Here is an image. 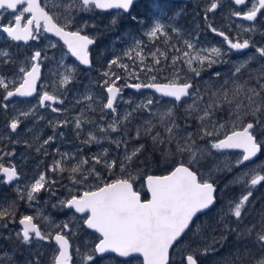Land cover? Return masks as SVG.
I'll list each match as a JSON object with an SVG mask.
<instances>
[{"label": "snow or ice", "instance_id": "snow-or-ice-1", "mask_svg": "<svg viewBox=\"0 0 264 264\" xmlns=\"http://www.w3.org/2000/svg\"><path fill=\"white\" fill-rule=\"evenodd\" d=\"M136 0H55L51 5L47 3L42 6L41 0H0V32L5 33L12 41L39 40L42 33H52L59 37L66 45L68 52L75 57L80 64L91 67L89 58V45L95 43V38H90L87 34H82L84 29L89 26L88 21L78 22L76 15L80 12H94L95 10H121L119 14H125L130 17L131 22L142 24L139 16L132 14V9ZM236 6H244L246 10L232 8L230 15L240 17L245 21L253 22L250 27L240 26L243 32H255L257 28L255 22L258 14L264 16V0H231ZM249 3L251 6L249 7ZM157 9L162 6L157 4ZM220 7V0H211L206 9L204 19H208V13L215 12ZM48 9V10H46ZM10 10V11H9ZM7 13V16L4 15ZM75 13V14H74ZM63 20V23L60 21ZM113 26L118 24V20L113 18ZM75 26V30H72ZM95 27V25H92ZM164 25L156 19L153 26L144 33L149 41L155 42L158 34L167 36L164 32ZM208 29L216 35L223 38L228 45V52L221 47H211L197 49L191 41H185L186 48L191 51H184L182 57H173L172 62L167 67L172 69L171 79L164 77L167 81L160 83L157 81V75L148 76V82L140 81L141 73H158L165 71V67H155L161 65V60L156 52H151L152 65L146 63L147 57L143 55V41L133 36L132 45L125 51L124 55L130 60L138 59L136 63L129 65L122 62L121 57L112 59L108 63V70L102 75L106 78L101 86L107 93L104 109L113 113L111 122L107 128L100 127V131L105 133V139H109L117 148L124 147L122 157H109V150L103 149L99 154L92 156L94 162L87 170L83 165L88 164L87 159H80L70 167L64 166L62 160H56L53 163L51 171L69 172L68 179L74 185H85L90 177L99 183L87 185L86 189L78 194L71 195L66 200L59 201L62 208L74 209L75 213L83 214V226L99 233L97 242L90 252H85L82 260L84 264H98L99 260L106 258V254L115 253L119 257L135 258L142 257V264H170V250L181 244L183 238L193 227L196 233L202 232V226L195 224L197 214H203L205 210L210 209L216 203L217 187L212 178V172L232 171L233 165L226 163L224 168L216 166L208 172V178L200 172L199 165L201 160L211 155V149L222 151L225 149H239L241 155L236 159L235 166L244 165L245 162L254 161L259 154L264 153V45L257 46L250 39H231L225 32L207 25ZM173 31H177L173 29ZM264 36V32L260 33ZM131 35V33H129ZM239 35V34H238ZM167 42V41H165ZM49 47L55 48V43H50ZM254 48L255 53L248 56L245 60L233 65L230 75L215 71L212 76L218 80L223 76V82L215 90H211L208 101L205 96L210 89L201 90L198 84L193 83L195 77H200L202 72L207 71L217 64H227L230 61L222 59L230 51L242 52L243 50ZM177 51H180L177 49ZM135 52V57L132 53ZM258 54V55H257ZM167 59L166 54L160 53ZM0 56L8 57L7 51L0 50ZM42 52L35 51L31 57L30 68L21 66L19 73L22 78L18 86L15 81H8L6 77L0 74V89L4 91L3 101H9L12 97H31L37 91V81L41 75ZM45 59L47 56L44 57ZM183 59L189 72L194 76L181 77V68L177 67V61ZM196 62L198 67L193 66ZM257 62L259 66L255 69L250 65ZM7 62V61H5ZM113 66L122 69L125 76L114 72ZM74 68L65 66V74L59 80V87H66L73 80ZM247 73V79L239 80L242 73ZM125 80L123 85L118 86V81ZM135 79L140 82L128 83V80ZM255 83H250V81ZM207 83V82H206ZM231 83L232 87L227 85ZM55 88L56 85H53ZM123 88H132L137 91L141 89H154L160 97L167 98L163 102L161 99L146 98L145 101L135 103L132 100L124 101L131 105V110H125L117 118L118 100L122 99ZM84 99L91 101V95H85ZM189 101H191L189 103ZM46 102L63 103L58 95L50 94L44 91L39 96V106L45 107ZM80 103V101H77ZM228 106V121L220 123L213 117L217 111ZM7 108L8 105H0ZM88 108L95 111L92 105ZM153 108L155 109L153 111ZM148 112L143 122L136 125V135L134 139L139 140L143 137H149L152 141L153 152H159L165 163L171 161L172 167L166 175H147L146 184L151 198L142 200L138 191L134 190L135 181L139 178V172L136 171L139 154L145 150L144 144L133 145L129 149V141L123 137L112 140L108 132L121 131V125L126 122L131 123L135 113ZM183 112L185 124L182 127L179 120V111ZM53 112L60 109L53 107ZM22 116H29L30 112H21ZM250 117V119H249ZM103 119V117H101ZM195 119L197 124L196 132L189 131L191 124L189 121ZM67 124V121L63 122ZM82 123H94V121H81L77 118L75 127L80 129ZM20 124L18 118H14L9 127L15 132ZM230 125V127H229ZM158 128H163L166 135H162ZM221 131L225 134L220 137ZM124 135H127L128 129L124 127ZM63 135V133H61ZM207 139L209 147H201L199 141ZM53 140L50 136L43 141V144H49ZM92 142L99 143L100 140L91 132L88 133V139L83 141L85 144ZM161 145H164L162 148ZM40 149L38 148L37 151ZM57 152L59 150L57 149ZM12 155V153H8ZM63 159H68L69 154H62ZM95 165H102L111 175L119 167L121 175L111 181H106L100 171H97ZM264 161L255 164L254 168L245 171L242 176H237L229 184H239L244 182L243 177H250L247 180L248 189L238 201L230 202L229 214L234 216L237 221L242 222L245 214L246 205L253 195L252 189L264 183ZM0 174L3 179L0 183L5 185L19 179V174L15 165L7 167L3 164V157H0ZM56 181L49 180L44 173H41L34 183L27 186L26 199L29 203L36 199V195L42 190H51L50 186ZM228 185H226L227 187ZM73 191V189H69ZM20 199L25 195L17 188ZM55 195V192L52 193ZM56 207V205H53ZM11 209V211H10ZM15 202H11L8 207L0 206V227L7 228L8 219L14 222ZM35 219H40L36 217ZM51 228L59 231H42L41 227L34 223L32 215H23L19 218V225L22 226L19 232H16L17 239L24 245L32 244L33 240L55 242L58 246L54 251L51 264H72L73 256L70 253L71 243L69 236L76 233L70 227V222L63 224H52L48 217H43ZM259 226V228H258ZM224 228L229 233H236L238 239L252 238L253 243L259 249L258 258H253L251 249L245 246L242 255H236L232 264H245L246 260L252 259L253 264H264V214L256 223L246 225L243 231L237 228H231L225 224ZM227 240V235H222L220 241ZM220 241L215 237L212 243L199 250V252H189L182 258L181 264H198L197 255H206L209 252L217 251L214 247ZM80 249L77 247L76 252ZM5 256L7 254L5 253ZM4 257H0V261ZM9 259H11L9 257ZM28 264H32L31 261ZM39 264V261H36Z\"/></svg>", "mask_w": 264, "mask_h": 264}, {"label": "flooded vegetation", "instance_id": "flooded-vegetation-1", "mask_svg": "<svg viewBox=\"0 0 264 264\" xmlns=\"http://www.w3.org/2000/svg\"><path fill=\"white\" fill-rule=\"evenodd\" d=\"M208 1L211 2V0ZM53 2H55V0H41L42 6H44L45 3L51 5ZM157 4L161 5L162 7L160 9H157ZM173 4L175 5V8L173 7ZM205 6L206 0H136V3L132 9V14L139 16L143 21L142 24L132 23L130 17L125 14H119L121 10L116 9H97L94 12H80L78 14L74 13L78 22L88 21L89 26L84 29V32L82 34H87L90 36V38H95V43L93 45H89L91 67L88 68L80 64V62L75 57H72L68 52L66 45L63 44V41L52 33H42L39 40H29L25 42L12 41L7 37L5 33L0 32V50L7 51L9 53L8 57L0 56V74L4 75L8 81H15V85H12V87L18 86L22 78L23 74L19 73V68L21 66L30 68L31 63H33V61H31V57L34 52H42V57L39 61V63L41 64V75L37 83L36 95L33 98H14L9 101L12 102L16 100H24L38 102L39 96L44 91H48L50 94L55 93L58 95L59 99L63 100V103L47 102L45 107H40L42 111H52L53 107L60 109V111H52L58 117V120H55L56 124L53 125V123L48 118L44 117L42 121H40V129L38 128L37 131L24 132L26 123L28 122V118H22V120H20L18 129L15 132H12L9 125L15 117L13 116L10 108L5 109L8 113V121L7 124L3 127L5 130L0 131V138L4 140V144L6 145V147H0V157H3V164L5 167L9 165L16 166V170L19 174V179L7 185L0 183V193L3 192L2 190L5 191V200L11 199L16 202L14 222L11 219H8V227H0V257H4L3 260L0 261V264H10L12 262V260L9 259L8 255L5 256V253L15 254L16 259H23L25 257H28V248L35 247L38 254L39 248L43 249L46 245H49L53 249L51 252L52 257L54 251L58 247L55 245L54 241L47 242L37 240H33L32 244L30 245H24L16 237V232H19L22 228L18 223L19 218L23 215H28L29 208L25 191V188L27 186L23 168L24 163L23 159H20L21 155H25L27 150L29 149L35 150L37 154L38 152H47L46 154H43L38 161L42 162L40 164V169H43L44 174L49 180L56 181V183L50 186L51 190H42L40 193L35 194L36 199L32 202L41 204V207L44 209L43 212L51 215L54 218L57 215L58 211H61V209H59V201L66 200L70 198L71 195H75L80 192H67V189L82 187L81 185H74L71 183V181L68 179L69 172L66 171L64 173H60L51 171L54 161L62 160L64 166L70 167L78 160L84 158L89 161L88 164L83 165V168L87 170L94 163L91 159L92 156L101 153L103 149H108L109 151L111 150L112 153L115 151L118 153L123 152V145H121L120 148H117L116 145L111 143L109 139H105V133L100 131L101 126L107 128V125L109 123V121H107L108 114L114 115L113 113H111V111L103 108V104L106 103L107 93L101 86V79L103 77L102 73L108 70L109 61L117 57H121L123 63L129 65L136 63L138 66H140L138 63V59L130 60L127 56L124 55L125 51L133 43V36L143 41V55L147 57V64L152 65L153 61L150 53L156 52V50L159 49L160 51L156 54L157 57L161 60V65H155V67H165V71L163 72L147 74L141 73L140 81L143 82H148V76L153 74L157 75V81L160 83L167 82L164 77H168L169 79H171L172 69L167 66L171 64L172 58L182 57L184 51H191L186 48L185 41H191L198 48V40H194V38L190 39L187 35H185L187 32L185 28H179L180 30L173 31L174 26H177V24L179 27H185L184 23L179 19V17H182L186 14H188V16H191L192 24L197 25V29L201 32V35H203L202 39H208L209 37L212 39L211 46L213 47H221L222 49H224V51H229L228 45L223 41V38L211 32L208 27L204 25V23L206 22H208V24H212V26L217 28L218 30L225 32L231 39L235 40L239 38L241 41L243 39H250L257 46L264 45V36L260 34L261 32H264V16L258 14V19L255 22L257 31L246 33L242 31L240 26L242 25L243 27H250L253 22L245 21L240 17L230 15V10L232 8L246 10L244 6L233 5L231 3V0H220V7H218L215 12L208 13L207 20L204 19ZM248 6L250 7L251 4L249 3ZM186 10L189 11L187 12ZM4 15L7 16V13H4ZM113 18H116L118 20V24L116 26H113L111 23ZM156 19H159L160 23L165 26L164 32L167 33V36L158 34V38L153 43L149 41L148 37L145 36L144 33L153 26ZM197 21L200 22L196 23ZM60 22L63 23V20H61ZM92 25H95V27H92ZM72 30H75V26H73ZM173 32L179 34L175 37V41L173 40ZM206 32L207 35L205 36L204 33ZM129 33H131V35H129ZM50 43H55L56 47H49ZM177 49H179L180 51H177ZM160 53L166 54L167 59H165L164 56H161ZM254 53V48L246 49L242 52H236L235 50H232L227 56L222 57V59L230 61L229 63L214 65L207 71L202 72L200 77H195L193 79V83L198 84L201 89L209 88L210 90H212V88L214 89L218 87L220 83H222L224 77L222 76L219 80L213 77L215 79V82H208L206 84H204V77L210 78V74L215 71H220L222 74L230 75L231 71L233 70L234 64H238ZM45 56H47L46 59L44 58ZM132 56L135 57V52L132 53ZM193 63L195 64L194 67H198L195 61ZM65 66L75 69L73 73V80L66 87H59V80L62 78V75L65 74ZM258 66L259 64L255 61L250 65V67L253 69L257 68ZM177 67L182 69V71L180 72L181 77L194 76V74L189 72L188 69H185L183 59L177 61ZM184 69L187 71L186 74H181ZM112 70L122 77L125 76V72L116 66H113ZM244 79H247L246 72L242 73L239 77L240 81H243ZM140 81L132 79L128 80L127 82L136 83ZM125 82L126 81L123 79L118 81V86L123 85ZM250 83L254 84L255 81H250ZM53 85H56V87L54 88ZM227 87L231 88V83L227 85ZM130 92H134L135 94L140 95L151 93L155 98L158 97L161 99H167L160 97V95H157L156 92L151 89H141L136 92L132 88H123L122 96L124 94H130ZM96 93H98L99 96L96 95ZM85 95H91L93 99L91 101L86 100L84 99ZM77 101H80V103H77ZM89 104L92 105V108H94L95 111H92L88 108ZM80 109H82L83 112H81ZM227 110L228 107L226 108V110H224V113ZM181 111L179 112V114H182ZM95 114H97L96 118H98L100 121V126L97 124V126L93 128V123H82V127L80 129H77L75 127L77 118H79L81 121H93V115ZM101 117H103V119H101ZM213 119L218 120L217 112L215 113ZM64 121H67L68 123L64 124ZM136 121H138V119L135 120L134 125H132L131 123L121 125L120 127L122 130L119 132H113L109 135V132H111L109 131L108 135L112 140H115L118 137H123L124 139H127L129 141V144L139 145L142 143L146 147L148 144L152 143L149 137L142 136V138L139 140L134 139L136 135ZM226 121H228L227 118H225L224 122ZM141 123L142 122L140 121V124ZM197 124L198 122H196L191 127L192 132H196ZM49 125H52V127L50 128ZM124 127H127L128 129L127 138L125 137L124 132H122ZM45 129L51 131L50 135L53 137V140L50 141L49 144H43V141L47 138H44L42 136L48 133L44 131ZM89 132L95 135L100 140V142H92L90 144L83 143V141L88 139ZM61 133H63V135H61ZM38 148L40 149L39 151H37ZM57 149L59 150V152H57ZM8 153H12V155H8ZM64 153L69 154L68 159H63L62 154ZM142 153L139 154L138 162L141 158ZM260 155L261 154H259V156ZM95 167L97 171L100 169L102 170L101 173L105 177L106 181H111L109 178L114 177V174L109 175L106 170H103L104 168L102 165H95ZM136 171L139 172L138 166L136 168ZM169 171L170 169L165 173H153V171H150L147 175H165L168 174ZM120 175L121 173L119 170L115 177H118ZM147 175H139V178L135 181L134 184V189L141 194L142 200L148 199V193L146 191ZM0 179H3L2 174H0ZM97 183L99 182L90 177L86 184L83 186L87 187V185L89 184L95 185ZM139 183H142L144 185V191L137 189L136 186ZM18 186L21 190V193L25 195L24 199H20L19 194L17 193ZM53 192H55V195L52 194ZM1 201L2 199L0 197V202ZM9 204L10 203L8 202V205ZM53 205H56V207H53ZM248 205L249 204H247V206ZM64 210H66L64 213H67V211L74 213L73 210L63 208V211ZM262 211V214H264V207L262 208ZM231 216L232 215L230 214L229 218ZM260 218L261 217H257L256 222L259 221ZM35 220L36 219H34V222H36L41 227L42 231H49V229L45 228L43 223ZM246 225L247 222L245 223V226ZM250 225L251 224H249V226ZM221 230L222 229H220L217 233V238L221 234ZM51 231L55 233V231H59V229L54 228ZM74 232L76 233L74 236H69L71 243V255L73 256L72 264H75L73 252L76 251V248L81 244V236L83 238V242L87 244V246L91 245L92 248L94 247L95 242H97V238L99 236L98 233L90 230ZM77 232H83V234L80 236ZM189 232L183 238L182 243L177 245L170 251V264H176L178 262L176 258L178 254V248L182 247L185 241L188 242V236L190 235ZM109 256L119 262H124L130 259H137L139 260V264H142V258L139 256L135 258L121 259L115 254L106 255V257ZM39 257L40 255H37L38 259ZM197 259L198 264H202L203 261L200 260L198 256ZM35 261L36 259L33 256L32 262ZM218 261H220V259H218Z\"/></svg>", "mask_w": 264, "mask_h": 264}, {"label": "rangeland", "instance_id": "rangeland-1", "mask_svg": "<svg viewBox=\"0 0 264 264\" xmlns=\"http://www.w3.org/2000/svg\"><path fill=\"white\" fill-rule=\"evenodd\" d=\"M210 2L208 0H206V6L204 8V11L206 12L207 7L209 6ZM200 21H197L196 23H198ZM212 22V21H211ZM205 26L208 25V22L204 23ZM204 35H207V32L204 33ZM203 35H200L196 38H194V40H198V48L197 49H203V48H211L213 46H211V42L212 39L209 37L208 39H202ZM195 64L193 63V66ZM106 79L104 76L102 77V82L103 80ZM203 82V81H202ZM206 82H215V79L212 76V73L210 74V78H206L204 77V84H206ZM223 82V81H222ZM203 90V89H201ZM212 90H215V88ZM96 95H98V93H96ZM211 95V90L209 91L208 95L205 96V101H208L209 97ZM99 96V95H98ZM153 98L155 99H161L158 97H153L151 93L148 94H135L134 92H130V94H124L122 96V99L118 101V109H117V117H119V114H123V112L125 110H131V105L126 104L124 101L127 100H132L135 103H139L141 101H145L146 98ZM166 99H161V101L163 102ZM191 101H189L190 103ZM5 103L8 105L7 108H10V110L13 113V116L15 118H18L19 120H22V118H28V122L26 123V128L25 131H37L38 128L40 127V121H42V119L44 117L48 118L53 125L56 124L55 120H58V117L52 112V111H42V109L39 106V103L37 101H24V100H16V101H5ZM94 106V105H93ZM155 109L153 108V111ZM81 112L82 109H80ZM21 112H30V115L25 117L21 115ZM180 112V111H179ZM97 114L93 115V128H95V126H97V124L100 126V121L98 118H96ZM134 116L136 117V119H138V121H136V125L140 124V121L143 122L142 118H146L148 116V112L147 110L144 111L143 113H135ZM224 116H226L227 120H228V110L224 113ZM113 118V115L108 114L107 117V121L111 122ZM133 119L131 124L134 125L135 120ZM179 124L183 127L184 126V122L180 121V117L178 120ZM223 123V122H220ZM127 124V122L125 123ZM47 126V125H45ZM49 127L51 128L52 125H49ZM197 128V127H196ZM40 129V128H39ZM156 130H159L161 132L162 135H166L163 131V128H158ZM46 133L45 135H43L42 137L44 138H48L51 135V131H49L48 129L44 130ZM189 131H192V128H189ZM123 132V131H122ZM113 133V132H109V135ZM225 132L221 131L220 133V137L224 136ZM126 138L128 137L127 135L125 136ZM198 144L201 147H209V145L207 144V139L204 141H199L198 140ZM135 145V144H129L128 147L129 149H131V147ZM138 146V145H136ZM47 152H35V150L33 149H29L27 150L25 155H21L20 159H23V168H24V173H25V181H26V186L31 185L32 183H34L35 179H37L39 177V175L43 172V169H40V164L42 162H38L40 160V158L42 157L43 154H46ZM124 154V150L121 153L118 152H113L110 150L109 151V157H122ZM241 154L232 150H222V151H217L214 149H211V155L210 156H206L205 159L201 160L200 165H199V169L200 172L204 173L205 176L204 178H208V172L210 169H214L216 166H219L220 168H224V165L226 163H230L233 165L232 167V171H213L212 172V178L214 180V183L217 186V190H218V184H222L223 186L226 187V185H228L227 187L230 186H237V187H241L239 193H237L236 195H233L231 198H226L228 199V201L226 202H222L220 204H216V206L214 208H212L211 210H209L208 212H206L205 214L201 215L200 217H198L195 220V224L197 225H201L202 226V232L200 234H194L196 233V228L193 227L192 230L189 232L190 235L188 236V242L185 241L183 246L178 248V254H177V263L176 264H181L182 262V258L185 257L186 254H188L189 252H199L200 249L206 247L207 245L212 243V239L213 237L216 238V240L218 239V241H220L219 238L220 235L222 234V232H225V228L224 225L227 223L228 218L230 216L229 214V208L231 206L230 202H236L239 200V198L245 194L247 192V188H246V183L247 180L250 177H243V181L242 183L239 184H229L230 181H233L235 177L237 176H242V174L245 171H248L250 168H254L255 164L259 163L260 161H264V155H260L258 156V158L254 159V161H250V162H245L244 165H241L239 167L235 166V161L236 159L240 156ZM204 160L208 161L209 163H204ZM105 170V169H103ZM98 171H102L101 169ZM119 171V167H117V169H115V171L112 173L114 174V177H110V180L116 179L117 177H115V175H117ZM107 172V171H106ZM105 174V172H104ZM264 174V173H262ZM94 185V184H93ZM19 188V186H18ZM27 187L25 188L26 191ZM73 189V191H69V189H67V192H78V191H83L86 189V186H82V187H75V188H70ZM253 191V195L252 197H250V200L248 202L251 203L252 199L254 197H263L264 198V183H262L261 185L256 186L254 189H252ZM217 193V192H216ZM256 195V196H255ZM217 197V196H216ZM27 204L29 206L28 208V215H32L34 217V219L36 217H40V219H36L38 220V222H41L44 224L46 229L52 230L54 228H51V225L49 223H46L43 220V217H48L51 221L52 224H63L64 222H70V227L73 228V231H85V226H83V216H79L73 212H69L67 211V213H64L66 210L63 211V208L60 206L59 209H61V211H58L57 215L53 218L51 215H48L46 213H44V209L41 207V204H36V203H29L27 201ZM247 206V205H246ZM261 217V215L259 216ZM233 218H235L233 216ZM236 219V218H235ZM35 220V221H36ZM5 221H0V224L4 223ZM7 222V221H6ZM247 222V221H246ZM245 222V223H246ZM85 228V229H84ZM221 230V234L219 235V237L217 238L216 235L219 232V230ZM78 235H82L83 232H77ZM227 235V233H226ZM228 238V235H227ZM87 240V239H86ZM226 241L227 240H223L220 241L219 243H216L214 245V247L217 249V251L214 252H209L208 254L211 255L209 256L208 254L206 255H197L200 260H202V264H232V260L235 258L236 255H242L244 253V249L245 246H247L249 249H251V252L253 254V258H258L260 255L259 249L256 247V245L253 243L252 238L251 239H244V242L241 241L242 244L240 243H235L234 245H230V247H226ZM81 244L79 245V253H77L76 251L73 252L74 255V261L75 264H84L82 257L84 255L85 252H90L92 247L91 245L87 246V244H85L83 242V238L81 236ZM52 248L49 245H46L43 249L39 248V253L37 254V250L35 247H30L28 248V257H25L23 259H16L15 258V254H10L7 253L8 257L11 258L12 262L10 264H28L29 261L32 262L33 256L35 257L36 261H39V264H51V252H52ZM23 253V252H22ZM37 255L39 257V259L37 258ZM212 255H214L215 257L212 258ZM211 258V259H210ZM213 259V260H212ZM218 259H220V261H218ZM35 262H32V264H36ZM212 261V262H211ZM98 264H139V260L137 259H130L124 262H119L117 260H115L114 258H112L111 256L106 257L103 260H99L98 258ZM245 264H253V260L252 259H248L246 260Z\"/></svg>", "mask_w": 264, "mask_h": 264}, {"label": "trees", "instance_id": "trees-1", "mask_svg": "<svg viewBox=\"0 0 264 264\" xmlns=\"http://www.w3.org/2000/svg\"><path fill=\"white\" fill-rule=\"evenodd\" d=\"M174 6L175 5L173 4V7ZM186 11L188 12L189 10H186ZM179 19L182 20L185 27H179L177 24L178 27L175 25L174 29L180 30L179 28H185V30H187L185 35H187L190 39L196 38V37L201 35V32L197 29V25L192 24L191 16H188V14H186V15H183L182 17H179ZM177 35H179V34H177L176 32H173V40L174 41H175V37ZM185 69H187L186 65H185ZM185 69L181 74H186L187 71ZM3 95H4V91L2 89H0V105L5 104V101H3ZM227 107L228 106L225 105L222 110L217 111V119H218L217 121L225 123L224 121H225L226 117L224 116V110H226ZM181 113L183 114L182 111H181ZM182 114H179L180 121L185 123L186 122L185 117H184V114L183 115ZM7 121H8V113L5 110V108L0 106V131L5 130L3 127L7 124ZM196 122L197 121L195 119H192L191 121H189V123L191 124V127ZM0 141H1L0 147L1 146L6 147V145L4 144V140L0 138ZM161 147L163 148L164 145H161ZM262 155H264V153H262ZM204 163L207 164L209 162L204 160ZM137 166H138V170H139V175L145 176L150 171H153V173H165L169 169H171L172 163H171V161L169 163H165L163 161V159L161 158V155L159 152H153V145L151 143L145 147V150L143 151ZM136 187L138 190L144 191V185L142 183H139ZM240 188L241 187H237L234 185L230 186V187H225L219 183L218 184V190L216 193L217 200H218L217 204L228 201V199H226V198L227 197L231 198L233 195H236L237 193H239ZM2 191L3 192L0 193V197L2 199V201L0 202V206L7 207L8 202L11 203V202H13V200H11V199L5 200V191L4 190H2ZM263 200H264V198L261 196L260 197H254L252 199L251 203H249V205L245 209V214L242 217V222L237 221L235 218H233L231 216L228 219L226 224L229 225V227H231V228H237L238 231H243V228L245 227L246 221H247V225L256 223L257 217L262 215V212H263L262 211V208L264 207V201ZM15 204H16V202H15ZM258 228H259V226H258ZM85 231H88V230L85 229ZM226 233L228 235V238L226 241V247H230V245H234L235 243H241V241L242 242L244 241V239H238L236 236V233H234V232L229 233L226 229H225V232H222L220 237L222 235H226ZM248 239H251V238H248ZM209 256H211V255H209ZM214 257L215 256L212 255V258H214Z\"/></svg>", "mask_w": 264, "mask_h": 264}, {"label": "water", "instance_id": "water-1", "mask_svg": "<svg viewBox=\"0 0 264 264\" xmlns=\"http://www.w3.org/2000/svg\"><path fill=\"white\" fill-rule=\"evenodd\" d=\"M175 1H186V0H175ZM109 10H113V9H109ZM90 58V57H89ZM91 61V60H90ZM84 67H86V68H88L89 66H86V65H83ZM37 83H38V81H37ZM151 90H153L154 92H155V90L154 89H151ZM134 91H136L137 92V90H135L134 89ZM37 92V91H36ZM36 92L33 94V96H31V97H19V96H16V97H12V98H10V99H14V98H21V99H28V98H33L35 95H36ZM157 95H160L159 93H156ZM47 103V102H46ZM225 150H232V151H241V150H239V149H225ZM255 159V158H254ZM151 175H156V174H151ZM166 175V174H165ZM217 187V186H216ZM135 190V189H134ZM146 190H147V193H148V199H150L151 198V194L148 192V189H147V184H146ZM141 195V194H140ZM147 199V200H148ZM216 203H217V199H216ZM216 203H215V205H216ZM214 205V206H215ZM214 206H212L210 209H208V210H205V212L203 213V214H205L206 212H208L209 210H211ZM69 210V209H68ZM73 211H74V213H75V210L74 209H72ZM76 214H78V215H80V216H83V214H80V213H76ZM200 215H202V214H197V216H200ZM196 219V218H195ZM35 223V222H34ZM22 227V226H21ZM86 227V226H85ZM88 230H90V231H94V230H92V229H88ZM99 234V233H98ZM171 251V250H170ZM70 253H71V248H70ZM110 254H115V253H110ZM106 255H108V254H106ZM115 255H117V254H115ZM118 256V255H117ZM119 257V256H118ZM119 258H121V259H128V258H124V257H119ZM142 258V257H141Z\"/></svg>", "mask_w": 264, "mask_h": 264}, {"label": "bare ground", "instance_id": "bare-ground-1", "mask_svg": "<svg viewBox=\"0 0 264 264\" xmlns=\"http://www.w3.org/2000/svg\"><path fill=\"white\" fill-rule=\"evenodd\" d=\"M126 41V40H125ZM118 48V47H117ZM10 61V60H9ZM101 75V74H100ZM73 84V83H72ZM64 93V92H63ZM21 99V98H20ZM11 100V99H10ZM108 110V109H107ZM110 111V110H109ZM69 126V125H68ZM59 131V130H58ZM223 138V137H222ZM221 138V139H222ZM65 147V146H64ZM11 149V148H10ZM63 149V148H62ZM88 153V152H87ZM238 153H241V151H238ZM76 155V154H75ZM262 155V154H261ZM50 161V160H49ZM256 196V195H255ZM53 201V200H52Z\"/></svg>", "mask_w": 264, "mask_h": 264}]
</instances>
